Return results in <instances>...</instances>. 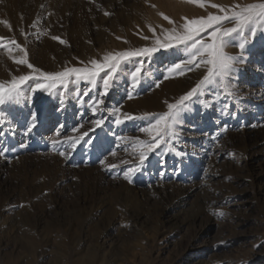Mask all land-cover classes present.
Instances as JSON below:
<instances>
[{
  "label": "rangeland",
  "instance_id": "1",
  "mask_svg": "<svg viewBox=\"0 0 264 264\" xmlns=\"http://www.w3.org/2000/svg\"><path fill=\"white\" fill-rule=\"evenodd\" d=\"M261 2L0 0V84L33 77L0 105V264H264V26L237 65L235 95L206 88L186 102L176 135L151 152V137L138 131L206 74L168 72L189 58L190 43L164 48L157 38L163 44L172 29L182 34L187 21L220 8ZM238 41L227 54L239 55ZM92 61L105 65L95 78L40 75L95 70ZM36 83L47 87L33 91ZM124 114L137 119L117 126ZM85 131L91 140L73 149L68 137Z\"/></svg>",
  "mask_w": 264,
  "mask_h": 264
},
{
  "label": "snow or ice",
  "instance_id": "2",
  "mask_svg": "<svg viewBox=\"0 0 264 264\" xmlns=\"http://www.w3.org/2000/svg\"><path fill=\"white\" fill-rule=\"evenodd\" d=\"M212 7L218 6L212 5ZM220 11L223 13L222 15H209L207 18L187 21L183 26L184 32L182 34L177 33L175 28L172 29L171 33L166 36L163 44H161L160 39L157 38V45L164 48L172 47L173 41H175L176 44L187 45L190 43L189 58L174 64L167 70L168 72H179L183 74L185 70L192 71L203 67L206 69V74L198 80L194 87L186 94L182 95L176 103H168L167 112L158 118H154L145 126L138 129L140 133L147 134L151 137V142L146 146L148 152H151L159 146L161 137L164 135L168 133H171L173 136L176 135L175 125L182 119L183 114L187 111L186 102L193 97L198 98V95H203L206 88L218 85L225 94L235 95V92L231 90V86L235 80H238L239 69L237 65L247 61V46L252 43L257 36V26H264V2L248 4L243 7L236 5L233 10L220 8ZM165 19H167V17H165ZM225 22L232 26H226ZM236 37H239V41L235 45L240 50L239 55H229L226 53L225 49L232 44V41L235 40ZM157 50L158 47L142 48L133 52H124L122 56L125 58L131 56H149ZM104 59L106 61H111L116 59V57H105ZM18 63H24V61L21 60L18 61ZM91 63L94 65L95 70H90L88 68H72L54 74L40 73V75L44 80L50 81H55L57 79L62 80L64 77L73 73L84 79H91L97 77L99 73L105 69V65L102 63H97L96 61H92ZM28 67L32 68L33 66L29 64ZM108 68L114 70L115 64L109 63ZM139 72L140 69L138 68L132 73L133 80L136 81L133 83L132 87L138 86L139 82L136 80V77ZM32 78L33 77L30 75L20 76L18 79L12 80L7 86L5 84H0V105L5 104L6 94L9 99L14 97L18 98L20 96L19 89L21 84ZM164 78L167 79L168 76L165 75ZM111 79L112 73L108 72L103 78V95H107ZM156 86L159 87V83H157ZM46 87L47 85L43 83H36L33 91ZM128 98H132L131 93H129ZM96 103L103 104V99L101 98L99 101H96ZM92 111L95 114L98 109L93 107ZM114 111L119 113L120 109L116 108ZM144 118H147V114ZM134 119H137V117L131 114H124L123 117L117 115L115 116L114 123L119 126L125 123L126 120ZM36 123L37 113L33 111L30 116V123L26 129V134L27 132H31ZM104 124L105 119L103 118L92 121L93 128L102 127ZM77 130L76 128L72 129L73 132ZM2 134V131H0V135ZM57 135H60L59 131ZM68 140L72 144L73 149H75L81 142L88 143L91 137L89 131H85L75 139L68 137ZM53 143H56V141H53ZM59 154L64 156L65 152H60ZM4 155L5 152L0 151V156ZM146 158L145 153L142 151L140 154L139 167L142 168L144 166ZM100 163L103 165L105 162L101 160ZM109 167H115V165H110ZM134 171L135 169L129 168L125 171L124 178L131 182L130 173Z\"/></svg>",
  "mask_w": 264,
  "mask_h": 264
},
{
  "label": "bare ground",
  "instance_id": "3",
  "mask_svg": "<svg viewBox=\"0 0 264 264\" xmlns=\"http://www.w3.org/2000/svg\"><path fill=\"white\" fill-rule=\"evenodd\" d=\"M257 84H258V80H257V79H255V81H254L253 85H257Z\"/></svg>",
  "mask_w": 264,
  "mask_h": 264
}]
</instances>
